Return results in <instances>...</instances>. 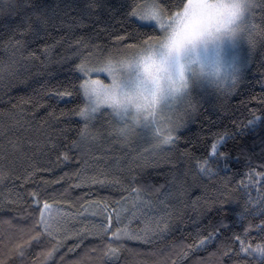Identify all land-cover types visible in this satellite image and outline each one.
<instances>
[{"label":"snow or ice","instance_id":"snow-or-ice-1","mask_svg":"<svg viewBox=\"0 0 264 264\" xmlns=\"http://www.w3.org/2000/svg\"><path fill=\"white\" fill-rule=\"evenodd\" d=\"M32 9L41 13L33 22L28 23L30 17L25 16L6 37L0 34L12 63L19 50L28 49L51 26L48 9L40 5H32ZM99 10L107 11L106 0H87L80 8L81 15L73 18L72 23L85 28L86 20L96 24L100 18L95 14ZM50 11L55 15V9ZM119 15L116 25L94 29L95 35L75 39L68 49L73 55L57 61L69 65V75L63 81L45 86L38 98L23 101L35 108H46L57 126L61 123L67 126L49 149L55 153L56 163L76 160L73 155L76 153L77 163L84 165L83 145L97 140L131 145L137 139H146L152 151H178L180 129L199 112L205 95L210 90L217 94L221 102L214 107L226 112L223 99L238 94L242 69L247 67L257 45L264 47V0H123ZM102 32L108 33V43L97 42ZM241 41L248 45L250 54L243 61L229 56V51ZM60 44L61 41L44 44L42 64ZM26 59L35 61L40 57L33 50ZM101 74H106L108 84L98 78ZM65 101L73 107L59 109L57 114L56 105ZM258 124L264 126V97L259 98L258 107L249 110L243 121L233 119L231 129L225 127L210 137L197 136L195 143L185 142L183 159L201 177H219L222 187L212 207L206 209L216 215L194 236L190 235L191 243L173 244L160 264H184L190 253L200 251L207 253V257L201 258L199 264H264V163L260 171L246 164L248 184L245 174L239 171L232 178L220 176L232 159V150L226 142L231 140L236 145L239 137ZM20 146H24L23 142ZM240 157H245L242 151ZM45 171H51V167H32L17 174L14 160L8 159V149L0 145V187L6 188L13 182L7 195L0 197V209L24 213L28 223L7 243H0V264H57L56 257L68 237L57 219H76L80 213L68 217L67 211L62 212L56 205L73 187H115L120 199L113 201L116 206L111 211L110 205L102 201L89 205L99 208L103 218L98 223L86 224L82 231L77 230L78 240L68 251L79 248L87 236L98 243L72 264H95L92 253L98 254L96 260L101 264H113L120 256L119 241L152 243L155 236H164L178 222L180 213L173 201L179 197L171 191L164 192L165 185L144 184L142 170L131 163L119 175L105 170L92 176L77 172L79 183L61 192L49 193L48 181H42L34 190H23ZM237 175L241 179L233 187ZM253 185H258V199L248 191ZM152 194H159L155 201ZM129 202L132 210L127 207ZM233 203L235 209L226 208ZM133 223L143 226L133 228ZM33 248L40 251L33 253ZM31 255L36 259H31ZM64 261L61 255L59 264Z\"/></svg>","mask_w":264,"mask_h":264},{"label":"trees","instance_id":"trees-1","mask_svg":"<svg viewBox=\"0 0 264 264\" xmlns=\"http://www.w3.org/2000/svg\"><path fill=\"white\" fill-rule=\"evenodd\" d=\"M86 2L87 0H0V34L5 37L23 21L25 16L30 17L28 23H31L41 14L35 12L32 5H40L48 9L51 17V26L47 34L42 32L41 38L32 43L28 49L19 50L14 58L15 63L10 62L11 54L5 51L3 41H0V145L8 149V159L14 160L17 174L32 167H51V171L35 176L34 183L26 186L24 191L34 190L37 186H41L42 181H48L46 188L49 193L61 192L69 189L70 185L79 183L77 172L92 176L105 170L113 175H119V171L130 163L133 167L142 170L141 180L144 184L156 187L165 185L164 192L171 191L179 197L178 201H173L180 213L178 222L174 223L172 230L164 236H155L152 243L119 241L120 256L118 261L113 262V264H160L171 252L173 244L191 243L190 235L194 236L216 215L215 212L206 211V209L212 207L222 187L219 177L214 179L201 177L183 159L181 153L185 142L191 140L195 143L197 136L210 137L211 133L225 127L231 129L233 119L243 121L249 110L258 107L259 98L264 97V47L258 44L251 53L247 67L242 69L243 81L238 94L227 99L221 98L227 105L226 112L218 111L214 107L221 102L217 94L210 90L209 94L205 95L199 112L180 129L181 139L178 151L176 149L171 152L152 151L151 144L146 139H137L131 145L97 140L83 145L84 165L77 163L79 156L76 153H73L77 156L76 160L56 163L55 153L50 152L49 149L51 143L60 137L61 130L67 126L63 123L57 126V122L48 115L46 108H35L31 103L26 104L23 101L29 97L38 98L45 86L56 85L57 81H63L69 75V65H62L57 61L62 56L73 55L68 49L74 44L75 39L95 35L94 29L114 26L120 19L119 11L123 0H106L107 11L99 10L95 14L100 18L98 23L93 24L92 21L86 20L87 28L73 24L72 19L81 15L80 8ZM51 9H55V15L51 14ZM65 12L68 13L67 16ZM109 30L111 31V28ZM56 41H61V44L48 53L50 59L42 64L41 60H44V57L41 55V49L44 44L52 45ZM97 42L108 43V33H100V39ZM243 48L245 50L242 51L241 61L250 55L246 43ZM33 50L40 59L35 61L26 59L28 52ZM21 52H23V58ZM253 97L256 99H252ZM241 101L245 103L241 104ZM65 107H73V104L67 101L59 102L56 105L57 114L59 109ZM69 134L75 136V133L70 130ZM20 142H23V147L20 146ZM226 144L227 148L232 150V159L228 162V168L222 171L220 176L227 175L232 178L239 171L245 174V183H250L246 178L249 171L246 164L250 163L256 171H260V165L264 163V126L258 124L254 130H248L245 135L238 138L236 145L231 140H228ZM241 151L247 160L245 157H240ZM199 154L200 152H197V155ZM58 179L59 183L56 182ZM240 179L241 177L237 175L232 186L235 187ZM256 179L259 181V177ZM12 183L9 182L6 188L0 187V197L7 195L8 190L12 188ZM19 183L15 181V184L19 185ZM257 186L253 185L248 191L253 198L258 199ZM157 195L159 194H152L151 199L155 201ZM235 195L239 196V194ZM147 198L145 196V199ZM57 199L61 198L58 196ZM119 199L120 193L115 187L82 185L67 191L62 202L56 207H59L62 212L67 211L68 217L74 216L77 212L80 216L76 219L68 218L67 225L64 226L68 237L65 246L60 249L56 257L57 264L61 255L65 257L64 264H72V261L77 260L86 250L98 243L92 236H87L79 248L68 251L78 240L77 230L82 231L86 224L98 223L103 218L99 208L89 207V205L102 201L110 205L108 211H111L112 207L116 206L113 201ZM49 203L52 201L50 200ZM81 205H84L83 211ZM127 207L132 210L130 202ZM226 208L235 209L236 205L235 203L226 205ZM93 212L96 213L95 216L92 215ZM84 216H87L86 220L83 219ZM25 220L24 213L12 209H0V238H2L0 243H7L19 228L27 227L28 223ZM142 226L139 223L132 225L133 228ZM39 251V248L32 249L33 253ZM91 255L95 264H101L100 260H96L97 253ZM206 257L207 253L203 251L193 252L189 254L184 264H199L200 259ZM30 258L36 259L35 255H31ZM172 259L176 257L172 256Z\"/></svg>","mask_w":264,"mask_h":264},{"label":"rangeland","instance_id":"rangeland-1","mask_svg":"<svg viewBox=\"0 0 264 264\" xmlns=\"http://www.w3.org/2000/svg\"><path fill=\"white\" fill-rule=\"evenodd\" d=\"M244 44H245V42L241 41L235 49H231L229 51V56L235 55V56L239 57L240 59H242L241 54H243L242 51L244 52V50H245L243 48L244 47ZM98 78L100 80H102L104 84H108L109 83V80L106 79V74H101ZM67 221H68V218L67 217L66 218H63V219H60V218L57 219V222L60 223V224H62L63 227L65 225H67Z\"/></svg>","mask_w":264,"mask_h":264}]
</instances>
